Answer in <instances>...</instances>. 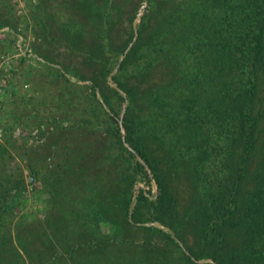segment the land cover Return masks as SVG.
Listing matches in <instances>:
<instances>
[{"label": "trees", "instance_id": "obj_1", "mask_svg": "<svg viewBox=\"0 0 264 264\" xmlns=\"http://www.w3.org/2000/svg\"><path fill=\"white\" fill-rule=\"evenodd\" d=\"M145 1L118 43L127 0L58 3L64 45L105 80L91 88L111 156L127 154L109 208L81 195L101 238L75 252L85 264H264V0ZM133 228L157 241L137 245Z\"/></svg>", "mask_w": 264, "mask_h": 264}, {"label": "rangeland", "instance_id": "obj_2", "mask_svg": "<svg viewBox=\"0 0 264 264\" xmlns=\"http://www.w3.org/2000/svg\"><path fill=\"white\" fill-rule=\"evenodd\" d=\"M59 2L0 0V24L12 28L0 31V264L90 262L75 246L101 238L93 228L92 204L101 195L105 207L111 206L108 196L119 188L117 171L127 157L111 156L117 147L91 88L94 80H105L91 78L99 67L83 63L77 49L64 45ZM126 10L115 43L127 19L146 12L147 2L127 0ZM93 37L86 34L87 46ZM159 77L168 78L158 71ZM176 186L186 197L184 181ZM81 195L93 203H82ZM124 236L137 245L158 238L134 228Z\"/></svg>", "mask_w": 264, "mask_h": 264}, {"label": "built area", "instance_id": "obj_3", "mask_svg": "<svg viewBox=\"0 0 264 264\" xmlns=\"http://www.w3.org/2000/svg\"><path fill=\"white\" fill-rule=\"evenodd\" d=\"M27 53H31V51L30 50H27Z\"/></svg>", "mask_w": 264, "mask_h": 264}]
</instances>
